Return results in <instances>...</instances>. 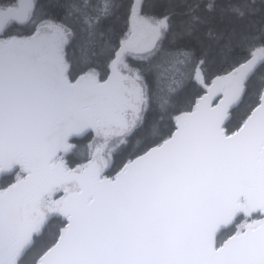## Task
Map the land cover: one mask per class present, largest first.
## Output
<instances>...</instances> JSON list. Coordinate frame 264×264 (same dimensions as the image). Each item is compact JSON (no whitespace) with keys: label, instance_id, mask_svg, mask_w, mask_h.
Wrapping results in <instances>:
<instances>
[{"label":"snow or ice","instance_id":"obj_1","mask_svg":"<svg viewBox=\"0 0 264 264\" xmlns=\"http://www.w3.org/2000/svg\"><path fill=\"white\" fill-rule=\"evenodd\" d=\"M0 264H264V0H0Z\"/></svg>","mask_w":264,"mask_h":264}]
</instances>
